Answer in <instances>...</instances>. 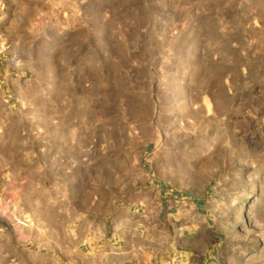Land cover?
Masks as SVG:
<instances>
[{"label": "rangeland", "instance_id": "obj_1", "mask_svg": "<svg viewBox=\"0 0 264 264\" xmlns=\"http://www.w3.org/2000/svg\"><path fill=\"white\" fill-rule=\"evenodd\" d=\"M0 264H264V0H0Z\"/></svg>", "mask_w": 264, "mask_h": 264}]
</instances>
